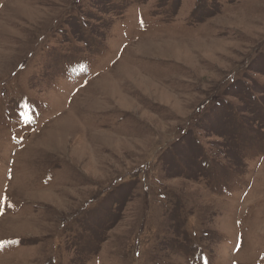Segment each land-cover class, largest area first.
Here are the masks:
<instances>
[{"label": "rangeland", "instance_id": "1", "mask_svg": "<svg viewBox=\"0 0 264 264\" xmlns=\"http://www.w3.org/2000/svg\"><path fill=\"white\" fill-rule=\"evenodd\" d=\"M0 218V264H264V0H0Z\"/></svg>", "mask_w": 264, "mask_h": 264}, {"label": "bare ground", "instance_id": "2", "mask_svg": "<svg viewBox=\"0 0 264 264\" xmlns=\"http://www.w3.org/2000/svg\"><path fill=\"white\" fill-rule=\"evenodd\" d=\"M263 165V164H262ZM262 167H260V169H261ZM1 219V218H0Z\"/></svg>", "mask_w": 264, "mask_h": 264}]
</instances>
